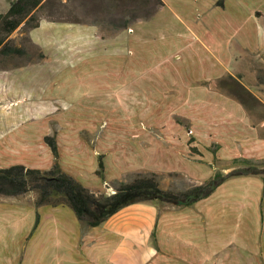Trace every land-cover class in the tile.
<instances>
[{"label": "crops", "instance_id": "1", "mask_svg": "<svg viewBox=\"0 0 264 264\" xmlns=\"http://www.w3.org/2000/svg\"><path fill=\"white\" fill-rule=\"evenodd\" d=\"M218 2L163 0L150 19L118 29L59 23L66 30L49 45L31 33L57 52L44 95L63 106L36 102L45 78L33 73L47 68V51L42 62L1 71L0 168L51 169L46 136H55L65 173L77 180L92 165L94 193L113 188L108 196L129 174L200 185L240 168L237 159L264 162V0ZM163 15L171 35L143 50V32ZM125 34L134 47L125 61L117 49L112 62L85 55ZM35 200H0V264H264V174L229 177L191 206L137 203L93 228L67 206Z\"/></svg>", "mask_w": 264, "mask_h": 264}, {"label": "trees", "instance_id": "2", "mask_svg": "<svg viewBox=\"0 0 264 264\" xmlns=\"http://www.w3.org/2000/svg\"><path fill=\"white\" fill-rule=\"evenodd\" d=\"M51 1L14 0L6 12L0 13V71L17 69L46 58L40 51L36 60H31L32 56L28 48L16 45L11 36L18 30L27 33L39 28L41 20L38 12ZM224 1L219 0L218 5L223 6ZM128 25L129 23L126 22L122 27ZM26 40L32 47H36L29 35ZM22 60L26 61L19 63ZM242 90L247 93L243 88ZM247 96L252 97L249 93ZM44 141L55 157L54 166L46 171L27 168L23 165L0 168V198L22 197L28 193H34L37 207L67 206L73 210L79 221L89 228L100 226L121 209L137 203L160 201L191 206L209 197L229 177L264 174L262 170L264 162L237 159L243 163V167L233 170L227 176L218 174L209 182L193 184L183 191L164 190L161 188L159 175L139 173L127 182H116L114 192L107 196L92 192L62 170L59 165V150L55 136H46ZM194 150L197 151L196 148ZM98 166L97 174L104 178L105 166L102 156L99 157ZM170 176L180 177L178 174Z\"/></svg>", "mask_w": 264, "mask_h": 264}, {"label": "rangeland", "instance_id": "3", "mask_svg": "<svg viewBox=\"0 0 264 264\" xmlns=\"http://www.w3.org/2000/svg\"><path fill=\"white\" fill-rule=\"evenodd\" d=\"M12 1L14 0H0V13L6 12ZM162 1L163 0H137L135 2L125 1V0H52L48 5H45L44 8L38 12L39 18L42 22L41 23L42 26L39 30L35 31L34 29L27 33L22 32V30L20 31L18 30L15 33H13V35L11 36V39L15 41L16 45H22L28 48L30 55L32 56L31 60H36V58L38 57V53L40 51L43 52L44 54L47 51V57H49V61L44 63V65L47 66V68L43 69L44 67H39L40 70H36L35 73H33L35 75L40 74L39 76L45 78V80H43L40 85L43 92L37 91L38 93H36V98L38 97L36 99V102L38 103L40 101L39 98H41L43 101L48 102L50 104L58 103L60 106H63L61 102H55L53 97L46 98L44 95V86L46 85L45 81L47 80V78H51L52 75L55 73V71L49 69L48 66L57 63L58 56L56 55L57 52L55 48H52L51 50L46 48L45 50L44 47H41L39 44L35 43L31 39L37 48L32 47V45H30V43H28L26 40V37H28V35L31 38V33L35 32L34 33L35 39H40L42 41L45 40V45H49L50 42H52L55 38L59 36V34H61L63 31L66 30L65 27L59 26V23H70L73 25L75 24L97 25L103 30L121 28L123 24L126 22H128L130 25H134L139 20L150 19L155 14L158 6L162 3ZM168 17L169 16H165V15L159 16L157 19H155L152 23L149 24L150 32L148 31L147 33L143 32L145 38L142 40L143 44L140 45V47L143 50H146L147 43H155L153 46L150 47L156 49L157 42L161 43L163 37L167 35L169 36L171 35L169 33V26L171 25V23L169 22L171 21L170 18ZM52 23L55 25H53ZM139 32L140 31H138V33ZM130 37L132 38L133 41L132 34H125L121 36V39L115 40L114 42L110 41L107 43V45L101 44L99 41H97L93 46L87 45V47L84 48L86 49L85 55L91 60L96 59L100 61H104V57L107 59L110 57L109 58L110 62H112L113 59L112 52L114 49H117L119 52L122 53L124 52L123 54L126 57L125 58L123 57V61H125L126 58H129L128 57L129 53L127 48L129 46L130 47L132 46V48H134L133 43H130L128 39ZM146 38H148V40H146ZM57 41H59V39H57ZM108 53L110 55H107ZM120 56L115 57L116 62ZM25 61L26 60L24 61L22 60L19 61V63H23ZM42 61H44V59L39 62ZM129 61L130 60L126 62L130 64ZM53 89L54 88L51 87L49 92L53 93ZM56 90H61V87L57 86ZM72 104L73 102L67 103V105L70 107L72 106ZM2 105H3L2 102H0V110L3 109ZM22 108L24 109L25 106H23ZM7 160L8 159L3 158L4 162H8ZM234 164L235 166H239V167L244 166L243 163L240 161H237ZM89 166L88 164L84 166L81 165L83 169L82 170L79 169V172H75V173L77 175L76 176L77 180H79L82 183V185H84L85 187L89 188L91 191L94 192V190H96L98 186L101 184V181L94 174L91 175L92 165ZM76 169L77 168H75V171ZM262 170L264 172V168H262ZM134 175L135 174H129L128 176L125 177V179L129 181L133 178ZM125 179L121 181H124ZM159 180L162 187H169L170 189L176 191L186 190L191 185L194 184L183 176L173 177L169 175L168 178L159 176ZM115 184L116 183H111L110 186L114 187ZM112 191L113 188L109 190L104 189L101 192H97V194L108 196V194ZM1 199L2 197L0 198V200Z\"/></svg>", "mask_w": 264, "mask_h": 264}]
</instances>
